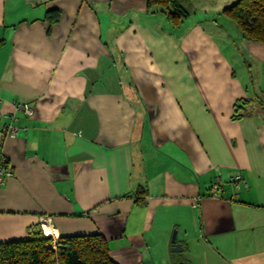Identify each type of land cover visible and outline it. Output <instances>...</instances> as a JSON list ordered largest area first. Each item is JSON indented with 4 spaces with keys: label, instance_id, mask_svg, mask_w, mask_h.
<instances>
[{
    "label": "crops",
    "instance_id": "crops-1",
    "mask_svg": "<svg viewBox=\"0 0 264 264\" xmlns=\"http://www.w3.org/2000/svg\"><path fill=\"white\" fill-rule=\"evenodd\" d=\"M235 1L174 26L146 0H0V242L44 224L170 264L174 231L191 264H264V44Z\"/></svg>",
    "mask_w": 264,
    "mask_h": 264
},
{
    "label": "trees",
    "instance_id": "trees-1",
    "mask_svg": "<svg viewBox=\"0 0 264 264\" xmlns=\"http://www.w3.org/2000/svg\"><path fill=\"white\" fill-rule=\"evenodd\" d=\"M189 1L192 0H146L147 6L158 7L174 26H178L188 14L184 4ZM220 15L232 23L245 39L264 44V0H236L224 7ZM242 108L237 102L234 104L232 119L244 115ZM139 191L144 193L143 189ZM0 264L117 263L110 258L107 240L100 233L60 235L53 242L40 228H32L25 237L0 242ZM170 264L191 263L181 253L172 252Z\"/></svg>",
    "mask_w": 264,
    "mask_h": 264
},
{
    "label": "built area",
    "instance_id": "built-area-1",
    "mask_svg": "<svg viewBox=\"0 0 264 264\" xmlns=\"http://www.w3.org/2000/svg\"><path fill=\"white\" fill-rule=\"evenodd\" d=\"M14 107L16 110L22 112L26 116H31L32 115V108L29 107L25 103H15ZM17 127L14 124H8L4 126L0 130V186L4 184L7 178H9L12 174L11 169L8 167L7 161L4 157V155L1 152V146L3 144V140L7 136H13L16 133ZM233 181H239L240 177L239 176H234L232 178ZM219 184V178L215 179L214 184L212 186V191L213 194H215L217 185ZM42 226V232H46L44 228V224ZM51 236V235H50ZM57 237H52L53 242L55 241Z\"/></svg>",
    "mask_w": 264,
    "mask_h": 264
},
{
    "label": "water",
    "instance_id": "water-1",
    "mask_svg": "<svg viewBox=\"0 0 264 264\" xmlns=\"http://www.w3.org/2000/svg\"><path fill=\"white\" fill-rule=\"evenodd\" d=\"M171 243H172L171 251L180 252L182 250V247L180 246V244L175 242V232L174 231L171 235Z\"/></svg>",
    "mask_w": 264,
    "mask_h": 264
},
{
    "label": "bare ground",
    "instance_id": "bare-ground-1",
    "mask_svg": "<svg viewBox=\"0 0 264 264\" xmlns=\"http://www.w3.org/2000/svg\"><path fill=\"white\" fill-rule=\"evenodd\" d=\"M46 231H47V232H46V233H47L46 235H48V233H49V228H48V229L46 228Z\"/></svg>",
    "mask_w": 264,
    "mask_h": 264
},
{
    "label": "rangeland",
    "instance_id": "rangeland-1",
    "mask_svg": "<svg viewBox=\"0 0 264 264\" xmlns=\"http://www.w3.org/2000/svg\"><path fill=\"white\" fill-rule=\"evenodd\" d=\"M48 236H50V235H48ZM51 238H52V236H50ZM53 240V239H52ZM52 243V242H51ZM51 247H54V245L52 244V246Z\"/></svg>",
    "mask_w": 264,
    "mask_h": 264
}]
</instances>
